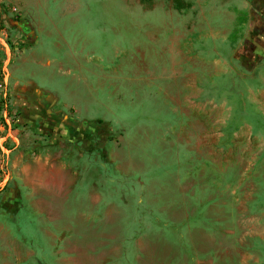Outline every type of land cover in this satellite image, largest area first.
Wrapping results in <instances>:
<instances>
[{
  "label": "rangeland",
  "instance_id": "obj_1",
  "mask_svg": "<svg viewBox=\"0 0 264 264\" xmlns=\"http://www.w3.org/2000/svg\"><path fill=\"white\" fill-rule=\"evenodd\" d=\"M88 1L81 22L60 30L97 57L98 68L83 63L80 73L34 61L22 74L21 50L63 52L40 33L39 45L20 43L0 21V264H264V172H255L264 165V107L253 101L264 102V89L250 91L260 79L237 71L199 78L186 92L196 78L176 76V45L211 59L227 53L228 40L198 34V13L182 29L183 2ZM11 75L26 92H11ZM47 90L56 118L108 127L101 152L42 125L53 117ZM40 154L80 177L57 211L10 200L19 168ZM89 187L103 200H76Z\"/></svg>",
  "mask_w": 264,
  "mask_h": 264
},
{
  "label": "crops",
  "instance_id": "obj_2",
  "mask_svg": "<svg viewBox=\"0 0 264 264\" xmlns=\"http://www.w3.org/2000/svg\"><path fill=\"white\" fill-rule=\"evenodd\" d=\"M179 2H183L187 7L186 10L180 13L189 14L187 15V21L179 19L182 29L189 28L190 14L198 13L202 18L201 24H197L198 34L203 35L205 38L221 39L224 42L228 40L229 42L226 54L222 53V56L217 55L211 59L204 52L201 55L193 54L192 49L187 45L183 48L182 44L180 46L175 44L177 55L173 57V62L177 66L182 64L185 67L186 63L197 61L201 67V69H195L194 71L187 70V68L186 71H183L182 66L177 68L176 76L181 77L185 73L192 76V78H196V80L192 79L191 88H187L189 90L186 89L185 91L193 92L194 86L199 87V78L211 80L215 77H225L228 74L237 75V71L240 72L239 76H257L260 79L262 86L255 90L251 88V92L258 94L259 91L263 90L264 73L261 74L259 71H261V67H264V59L261 60L260 58L257 61L259 65L254 67L252 71H247L240 63L237 52L241 51L240 46L246 34H250V37L255 35L254 31L257 28L253 26L248 30L249 21L256 11L263 10L264 0H173V8L179 7ZM88 4V0H0V21L4 26L14 30L12 33L14 39L20 43L36 46L42 41V39L40 41L38 35L40 33L49 37L52 40V45L63 52V56L53 57L50 56L49 50L42 46L40 52H37V48L31 49L29 54L21 50L22 54L19 59H16V64L23 68L24 73L22 74H28V71L25 72V68L34 61H37L43 69L56 67L62 70L66 67L67 70L68 68L76 69L78 73H80L83 63H90V65L93 64L95 68H98L97 57L87 40L82 39V37H74L70 40L60 32L68 25L70 27L78 25L81 18L90 10ZM13 7L17 8L18 13L12 12ZM205 13L211 17L219 16L222 18V26L204 22ZM53 36L55 39L52 38ZM241 71H244V73H241ZM79 77L81 78V75ZM145 84L147 86L152 85L148 80H145ZM28 85L21 86L18 79H12V75L7 84L12 93L26 92ZM159 89L162 90L164 97L171 102L172 98L169 99L166 95L169 89L163 86H159ZM34 91L36 92V90ZM47 92L50 93L51 100L54 102L47 113H53V117H46L44 121L42 119L41 123L48 131L66 134L69 122L55 117L58 112H52V108L56 103V97L49 90ZM197 92H199V89H197ZM200 92L203 93L204 90L202 89ZM253 101L264 107V102H261L256 96ZM202 108L204 109V106ZM165 123L167 125V122ZM257 167L258 169L255 172L258 176H262L264 165ZM79 179L78 172L65 162H54L47 156L40 154L23 163L19 168L17 185L14 189H11L13 197L10 200H15L18 204L22 200H28L32 208L40 213L45 210L48 212L57 211V204H60V200H68L73 188L80 181ZM76 195V200L88 201L103 200L106 194L99 197L97 189L92 190L89 187L87 190L80 189L76 192Z\"/></svg>",
  "mask_w": 264,
  "mask_h": 264
},
{
  "label": "flooded vegetation",
  "instance_id": "obj_3",
  "mask_svg": "<svg viewBox=\"0 0 264 264\" xmlns=\"http://www.w3.org/2000/svg\"><path fill=\"white\" fill-rule=\"evenodd\" d=\"M258 10L255 15L250 18L248 30L250 27L256 26L255 35L250 37V34L244 36L240 46L241 51L237 52L240 63L247 71H252L258 66L259 59H264V8ZM259 49V51H258Z\"/></svg>",
  "mask_w": 264,
  "mask_h": 264
},
{
  "label": "built area",
  "instance_id": "obj_4",
  "mask_svg": "<svg viewBox=\"0 0 264 264\" xmlns=\"http://www.w3.org/2000/svg\"><path fill=\"white\" fill-rule=\"evenodd\" d=\"M13 13H18L17 8H12ZM67 125L68 130L66 131L67 138L66 140L70 142H76L86 145L87 152H93V150L101 152V141L104 137V132H106V137L110 135V132L108 131V127H106L102 123H85V124H79V125H73L71 123H68ZM108 131V132H107ZM98 149V150H97Z\"/></svg>",
  "mask_w": 264,
  "mask_h": 264
}]
</instances>
